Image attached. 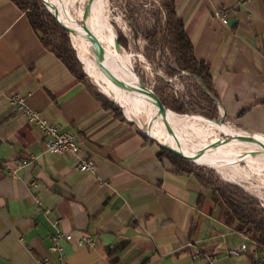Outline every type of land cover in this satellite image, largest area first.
<instances>
[{
	"label": "crops",
	"instance_id": "0c3cea01",
	"mask_svg": "<svg viewBox=\"0 0 264 264\" xmlns=\"http://www.w3.org/2000/svg\"><path fill=\"white\" fill-rule=\"evenodd\" d=\"M174 4L209 68L217 119L264 137V0ZM223 8L227 25L215 16ZM96 93L44 45L26 12L0 0V264H57V228L95 239L94 247L62 241L69 264H264V248L226 222L212 191ZM14 96L78 136L96 171L48 151L9 105ZM242 245L248 254H228Z\"/></svg>",
	"mask_w": 264,
	"mask_h": 264
},
{
	"label": "bare ground",
	"instance_id": "6f19581e",
	"mask_svg": "<svg viewBox=\"0 0 264 264\" xmlns=\"http://www.w3.org/2000/svg\"><path fill=\"white\" fill-rule=\"evenodd\" d=\"M42 1L54 8L68 23L65 29L72 34L73 45L79 53V60L84 65L86 74L103 95L124 109L129 121H135L141 130L164 145L176 148L182 155H201L199 166L215 170L231 184L239 186L240 183L247 193L264 200V187L250 182L251 174L248 171L249 168L255 170L264 178V146L240 139L228 145L222 144L224 138L211 141L215 131L226 136H238L245 134V131L201 116L176 113L172 115L176 127L169 131L166 120L149 93L123 92L114 87L104 73L101 74L100 70L105 69L108 75L111 73L123 85L134 87L140 85L133 72L132 56L124 48L121 51L115 48L118 35L105 13L110 0H94L91 17L88 20L103 45L111 52L113 60L107 58L104 64L93 48L92 41L86 37L85 27L80 26L79 20L83 17L84 9L80 10L79 16L75 18L69 10V0ZM258 137L264 143V137L259 135ZM211 145L216 146L210 149ZM208 149L210 150L207 151Z\"/></svg>",
	"mask_w": 264,
	"mask_h": 264
},
{
	"label": "rangeland",
	"instance_id": "374dc122",
	"mask_svg": "<svg viewBox=\"0 0 264 264\" xmlns=\"http://www.w3.org/2000/svg\"><path fill=\"white\" fill-rule=\"evenodd\" d=\"M35 1L42 6L41 10L47 11L42 0ZM88 1L69 0L68 6L72 16L77 18L80 10L85 8ZM166 1L168 0H110L108 1L109 3L105 13L108 21L115 28L117 35L122 36L126 40L125 45H127V49L125 50L132 56L134 71L144 85L154 89L156 92H160L170 105H175L178 100L189 105L193 103L194 105L190 107V110H192L190 113L173 111L175 113L202 116L220 122L216 117V108L213 107L210 109L209 104L202 96L203 87L200 81L189 76L187 73L176 74V72L178 73L176 57L172 53L171 46L165 44L168 36L166 32L167 17L163 9V2ZM52 39L57 43L59 41L56 35H52ZM69 39L72 48L75 50L76 57L79 60V53L73 45V40L70 36ZM79 62L81 63V70L88 84L100 90L95 82L86 74L87 72L82 62L80 60ZM100 72L101 74L104 73L103 70H100ZM223 124L230 125L224 122ZM215 132L212 134L211 141L216 138L227 137L221 132ZM200 169L206 170L213 178V181L221 188L234 186L247 193L240 186V183H238L239 186L229 183L215 170L204 166H200ZM248 171L251 174L250 182L261 184L264 187V178L261 174L250 168ZM249 195L252 196L251 194ZM254 198L256 197L254 196ZM256 199L259 201L261 208L264 209V200L261 198ZM225 212L226 210L224 208L223 213Z\"/></svg>",
	"mask_w": 264,
	"mask_h": 264
},
{
	"label": "trees",
	"instance_id": "16d2710c",
	"mask_svg": "<svg viewBox=\"0 0 264 264\" xmlns=\"http://www.w3.org/2000/svg\"><path fill=\"white\" fill-rule=\"evenodd\" d=\"M11 1L27 13L34 29L41 33L44 45L61 59L77 79L88 84L86 77L81 70V63L77 59L75 50L71 46L69 36L59 27L52 16L46 10H41L42 6H40L35 0ZM163 9L165 10L167 17L166 32L168 38L165 41V44L171 46L172 53L176 57V64L178 66V73L176 72V74L187 73L194 79L199 80L203 87L202 96L209 104L210 109H212L214 107L213 99L205 91V89L209 92L211 91V76L209 74V68L196 59L193 45L184 29V22L176 14L174 0L163 2ZM52 35L58 36V43L52 39ZM118 41L124 49H127V45H125L126 40L122 36L118 35ZM89 87L91 86L89 85ZM157 93L160 95L166 107L170 110L181 113L192 112L190 107L194 106L193 103L189 105L188 103L178 100L175 105H170L160 92L157 91ZM96 95L101 99L105 97L99 93H96ZM104 99L107 101L105 102L107 108L110 107L118 116H123L122 110L119 107L107 97ZM161 155L172 159L182 170L194 173L198 179L212 191L213 198L217 204L224 206L226 210L224 214L226 216V222L232 225L234 221H238L240 230L253 239L260 247L264 248V209L261 208L259 201L254 198V196L252 197L249 193L247 194L240 188L234 186L221 188L213 181V178L206 170L200 169L199 166L197 167L196 165L188 163L164 149H161ZM121 248L119 247L115 251H110V256L112 257L114 252ZM112 261L113 263H116L115 259Z\"/></svg>",
	"mask_w": 264,
	"mask_h": 264
},
{
	"label": "built area",
	"instance_id": "2783aa9c",
	"mask_svg": "<svg viewBox=\"0 0 264 264\" xmlns=\"http://www.w3.org/2000/svg\"><path fill=\"white\" fill-rule=\"evenodd\" d=\"M215 16L224 24H228V11L226 9H220L215 13ZM9 105L14 109V111L22 113L27 121L36 126L39 131L43 134L46 147L48 151L54 154L71 156L75 158L78 162V169L81 172H91L96 171V165L94 161L85 154V147L83 142L78 138V136L62 132L60 127L50 122L49 120L43 118L38 112L33 111L26 104V100L21 96H14L10 98ZM26 164V163H23ZM13 175L16 174L15 171L12 172ZM37 202L40 200L37 198ZM51 251L57 255V264H69L67 255L65 253L62 241H67L70 243H76L81 247H94L95 239L92 236L80 235L75 238L73 234H68L56 229L52 238ZM228 254L231 256H241L248 254L247 246L242 245L236 248H231L228 250ZM212 260L215 261V258ZM49 259H45L43 264H48Z\"/></svg>",
	"mask_w": 264,
	"mask_h": 264
},
{
	"label": "water",
	"instance_id": "95a60500",
	"mask_svg": "<svg viewBox=\"0 0 264 264\" xmlns=\"http://www.w3.org/2000/svg\"><path fill=\"white\" fill-rule=\"evenodd\" d=\"M93 1L94 0H89L88 3L86 4V6L84 8V12H83V17H82V19L80 21V26L85 27L86 37L89 40L92 41L93 48L98 53L99 57L101 58V60H102V62L104 64L106 62V59L107 58H109L111 60H113V59H112L111 52L103 45V43L99 39L97 33L92 29V27L90 26V24L88 22L89 18L91 17V11H92V6H93ZM44 5H45V8L47 9V11L52 16V18L57 22V24L59 25V27L62 28L72 38V34L69 33L65 29V26L68 23L48 3L47 4L44 3ZM115 48H116L117 51H121L122 48H123L120 45L119 41H118V37L115 40ZM103 72L107 76V78L109 79V81L112 83V85L114 87H116L117 89L123 91V92H126V93H134V94L135 93H149L152 96L154 102L157 104V106H158L160 112L162 113L164 119L166 120L167 127H168L169 131H171V129H173V128L176 127L175 121L172 118V115L175 112H173L172 110H170L169 108L166 107V105L164 104L163 100L161 99V97L157 94V92L154 89L147 87L146 85H144L141 82V80L136 75V73H135L134 70H133V72L135 73V75L138 78V81L140 83V85L138 87H134L132 85H123L120 82H118L111 73H110V75H108V73L106 72L105 69H103ZM163 78L165 79V77H163ZM167 81L169 82V80H167ZM205 91L207 92V90H205ZM111 102H113V101H111ZM114 104L117 107H119V105H117L116 103H114ZM119 108L122 109L121 107H119ZM122 111H123L124 116L126 117L124 109H122ZM131 122L133 124L137 125V123L135 121H131ZM221 124H223V122ZM143 132H144V134L146 136H148L150 139H152L161 149H164V150L168 151L169 153L175 155L176 157H178V158H180V159H182V160H184V161H186L188 163H191L193 165L199 166L198 165V161H199V156H201V155H196V156H185V155H182V154H180L176 150V148L174 149L173 147L166 146L162 142H160L158 139H156L155 137H153L152 135H150L149 133H147L146 131H143ZM237 139H240V140H243V141H247V142H251V143L256 144L258 146H262V147L264 146V143H263L262 139H260L258 137V135L254 134V133H247V132L245 134H241V135H238V136H227V137L224 138L222 144L223 145H228V144H230L231 142H234ZM215 146L216 145H211L210 149L211 148H214ZM210 149H208L207 151H209ZM207 151H205V152H207ZM205 152L203 153V155L205 154Z\"/></svg>",
	"mask_w": 264,
	"mask_h": 264
}]
</instances>
